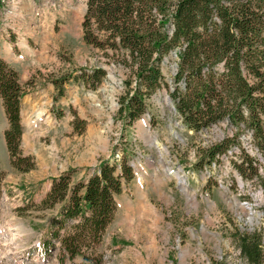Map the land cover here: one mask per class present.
I'll return each instance as SVG.
<instances>
[{"label":"rangeland","instance_id":"rangeland-1","mask_svg":"<svg viewBox=\"0 0 264 264\" xmlns=\"http://www.w3.org/2000/svg\"><path fill=\"white\" fill-rule=\"evenodd\" d=\"M85 11L86 0H0V58L23 89L14 160L27 169L11 164L0 100V264H83L80 257L64 259L58 240L49 253L43 250L62 206L43 200L60 175L70 174L72 185L101 163L123 159L133 179L115 198L113 219L94 252L84 253L85 264H248L242 236L261 239L264 264L261 183L238 170L247 155L264 175L250 133H239L231 148L208 161L206 151L230 139L231 128L221 122L194 133L181 125L169 98L179 48L161 63L167 86L128 124L120 101L124 82L134 87L136 78L122 57L84 43ZM93 69L105 71L94 90L82 76Z\"/></svg>","mask_w":264,"mask_h":264},{"label":"trees","instance_id":"trees-1","mask_svg":"<svg viewBox=\"0 0 264 264\" xmlns=\"http://www.w3.org/2000/svg\"><path fill=\"white\" fill-rule=\"evenodd\" d=\"M82 39L105 54L122 57L125 68L136 78L135 86L125 81L120 115L128 124L141 118L147 98L166 87L161 73L165 56L176 52V73L170 101L187 131L198 133L221 122L232 136L212 145L208 161L225 153L241 132H249L253 148L264 160V0H86ZM92 90L105 71L83 74ZM131 92V93H130ZM23 89L17 73L0 58V100L7 119L4 142L16 169L21 137L19 124ZM244 153V152H243ZM242 175L255 176L261 183L264 208V175L247 155L238 165ZM133 179L125 159L120 164L103 162L85 181L71 185L70 174L52 180L43 204H61L42 240L45 252L58 240L64 259L88 260L111 223L115 198L123 184ZM248 264H263L261 239L241 237Z\"/></svg>","mask_w":264,"mask_h":264},{"label":"bare ground","instance_id":"bare-ground-1","mask_svg":"<svg viewBox=\"0 0 264 264\" xmlns=\"http://www.w3.org/2000/svg\"><path fill=\"white\" fill-rule=\"evenodd\" d=\"M40 116H41V115L39 114L38 117H40ZM30 125H31V124H29V126H30ZM170 174H171V173H170ZM174 175H175V174H174ZM175 176L177 177V175H175ZM178 176H179V175H178ZM177 179H178V181L180 182L181 185H183V184L185 183V180H184L183 178L178 177ZM179 182H178V183H179ZM185 186H186V184H185ZM16 230H18V229H16ZM13 245H14V244H13ZM11 246H12V240L7 244V250H8V251L11 250V248H12ZM8 251H7V252H8ZM8 253H9V252H8Z\"/></svg>","mask_w":264,"mask_h":264}]
</instances>
